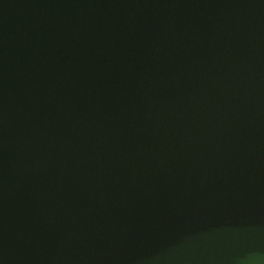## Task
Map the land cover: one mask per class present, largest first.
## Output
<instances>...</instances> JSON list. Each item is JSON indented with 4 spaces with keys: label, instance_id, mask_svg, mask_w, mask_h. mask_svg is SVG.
<instances>
[{
    "label": "water",
    "instance_id": "obj_1",
    "mask_svg": "<svg viewBox=\"0 0 264 264\" xmlns=\"http://www.w3.org/2000/svg\"><path fill=\"white\" fill-rule=\"evenodd\" d=\"M0 264H264V0H0Z\"/></svg>",
    "mask_w": 264,
    "mask_h": 264
}]
</instances>
